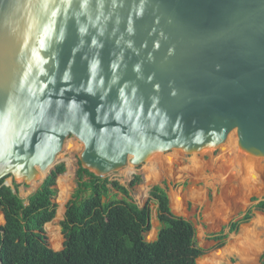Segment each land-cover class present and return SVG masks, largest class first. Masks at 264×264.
I'll use <instances>...</instances> for the list:
<instances>
[{
  "label": "water",
  "instance_id": "95a60500",
  "mask_svg": "<svg viewBox=\"0 0 264 264\" xmlns=\"http://www.w3.org/2000/svg\"><path fill=\"white\" fill-rule=\"evenodd\" d=\"M228 134L240 167L264 159V0H0L3 186L41 183L70 138L105 178Z\"/></svg>",
  "mask_w": 264,
  "mask_h": 264
},
{
  "label": "trees",
  "instance_id": "16d2710c",
  "mask_svg": "<svg viewBox=\"0 0 264 264\" xmlns=\"http://www.w3.org/2000/svg\"><path fill=\"white\" fill-rule=\"evenodd\" d=\"M64 172L63 164L54 166L25 202L18 197L14 183L12 190L3 186L6 179L0 180V214L4 222L0 226V264H196L204 255L196 247L194 228L171 213L160 186L149 189L146 205L139 208L131 202L125 187L95 177L79 164L58 225L61 237L50 236L57 245L53 248L60 249L62 242V250L53 252L47 245L44 226L55 217V182ZM139 184V177H133L128 188ZM116 195L122 199L117 200ZM149 203L156 207L158 225L153 242L144 240L151 230ZM253 211L264 214V200L218 234L209 235L208 240L216 243L214 249L221 248L228 235L248 223ZM258 264H264V253Z\"/></svg>",
  "mask_w": 264,
  "mask_h": 264
},
{
  "label": "rangeland",
  "instance_id": "374dc122",
  "mask_svg": "<svg viewBox=\"0 0 264 264\" xmlns=\"http://www.w3.org/2000/svg\"><path fill=\"white\" fill-rule=\"evenodd\" d=\"M224 146L226 149H221ZM63 148L64 150L56 156L54 165L63 164L65 167L64 174L58 178H64L67 173H70L65 206L74 188V172L78 164L76 154L83 149V146L76 139L70 138ZM237 150V139L229 134L227 144L213 151L210 157L202 155L182 157L169 151L161 154V158L166 160L162 169L143 163L138 167H125L105 178L125 187L129 193V199L139 208L146 205L149 189L160 186L165 191L171 213L189 222L194 228L196 247L204 252L198 260L226 250V258L220 264H258L259 256L264 253V214L262 213L253 211L250 221L239 226L235 234L228 235L221 248L214 249L216 243L208 240L209 235L218 234L228 223L237 221L246 210L264 200V159L250 164L247 168L240 167L234 158ZM66 161L71 164L70 170L65 165ZM148 169L153 174L149 181L147 180L150 178ZM128 171L130 174L126 175ZM133 177H139L140 184L130 189L128 184ZM40 181L30 186L14 183L17 186L18 197L25 201L38 189ZM4 182L9 183L10 180ZM56 192L58 193V185ZM56 197L53 199L56 205L54 218L55 221H59L63 215L58 214L59 205ZM175 198L180 199L179 204L175 202ZM116 199L119 200L122 197L116 195ZM148 208L151 230L144 235V240L153 242L158 228L155 222L156 207L153 203H149ZM59 223L60 221L58 224L46 225L44 229L47 231L45 232L47 245L53 252L62 250V247L61 250L54 249L53 247L57 245L50 240L51 235L60 237L57 229Z\"/></svg>",
  "mask_w": 264,
  "mask_h": 264
},
{
  "label": "bare ground",
  "instance_id": "6f19581e",
  "mask_svg": "<svg viewBox=\"0 0 264 264\" xmlns=\"http://www.w3.org/2000/svg\"><path fill=\"white\" fill-rule=\"evenodd\" d=\"M228 136H229V134H228ZM227 136V137H228ZM236 139H238V138H236ZM237 143H238V140H237ZM225 147V146H224ZM224 147H222L221 149H223V150H225L226 149V147L224 148ZM238 147V146H237ZM232 151V150H231ZM225 152V151H224ZM143 164V163H142ZM65 165H66V167H67V169L68 170H70V168H71V164H70V162L69 161H66L65 162ZM48 169V168H47ZM131 171V170H130ZM130 171H128L127 173H126V175L127 174H130ZM147 172L149 173V175H150V178H148L147 180L149 181V180H151L152 179V176H153V174H152V171L150 170V169H148L147 170ZM69 175H70V173L68 174H66V178L64 177V178H58V180L56 181V184L58 185V193H57V197H56V201H57V203H58V205H59V208H58V214H62L63 215V206H64V203H65V201H66V198H67V186H68V183H67V181H68V177H69ZM44 176V173L40 176V178L42 179V177ZM9 184V183H8ZM33 184V183H32ZM56 186V185H55ZM179 201H180V199L179 198H175V202L177 203V204H179ZM226 250H221V251H219V252H216V253H213V254H211V255H209V256H207V257H204V258H202V259H200V260H197L196 261V264H220V262L223 260L224 261V259L226 258V256H225V254H226V252H225ZM240 263H242V262H240Z\"/></svg>",
  "mask_w": 264,
  "mask_h": 264
},
{
  "label": "crops",
  "instance_id": "0c3cea01",
  "mask_svg": "<svg viewBox=\"0 0 264 264\" xmlns=\"http://www.w3.org/2000/svg\"><path fill=\"white\" fill-rule=\"evenodd\" d=\"M55 185H56V182H55ZM9 187L12 189V185H11V183H10ZM12 190H13V189H12ZM27 198H28V197H27ZM21 200H22V199H21ZM24 202H25V201H24ZM0 215H1V214H0ZM1 217H2V215H1ZM55 217H56V214H55ZM62 217H63V216H62ZM54 220H55V218H54ZM54 220H52L51 223L46 224V225H50V224H52ZM59 221L61 222V221H62V218H61V220H59ZM59 221H58V222H59ZM58 222H57V224H58ZM0 224H1L0 226H3V224H4V222H3V217H2V223H1V221H0ZM46 225H45V226H46ZM45 226H44V227H45ZM57 227H58V226H57ZM57 229H58V233H59V228H57ZM44 232H45V231H44ZM59 235H60V233H59ZM60 237H61V236H60ZM61 247H62V245H61ZM60 250H61V249H60ZM60 250H59V251H60ZM54 251H55V250H54Z\"/></svg>",
  "mask_w": 264,
  "mask_h": 264
}]
</instances>
